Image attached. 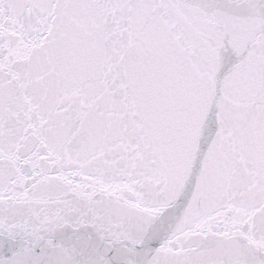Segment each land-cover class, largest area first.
I'll list each match as a JSON object with an SVG mask.
<instances>
[{
    "label": "snow or ice",
    "instance_id": "6c2138e0",
    "mask_svg": "<svg viewBox=\"0 0 264 264\" xmlns=\"http://www.w3.org/2000/svg\"><path fill=\"white\" fill-rule=\"evenodd\" d=\"M0 264H264V0H0Z\"/></svg>",
    "mask_w": 264,
    "mask_h": 264
}]
</instances>
